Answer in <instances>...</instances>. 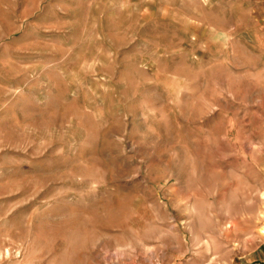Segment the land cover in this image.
I'll list each match as a JSON object with an SVG mask.
<instances>
[{
  "label": "rangeland",
  "instance_id": "rangeland-1",
  "mask_svg": "<svg viewBox=\"0 0 264 264\" xmlns=\"http://www.w3.org/2000/svg\"><path fill=\"white\" fill-rule=\"evenodd\" d=\"M264 0H0V264H264Z\"/></svg>",
  "mask_w": 264,
  "mask_h": 264
},
{
  "label": "bare ground",
  "instance_id": "bare-ground-1",
  "mask_svg": "<svg viewBox=\"0 0 264 264\" xmlns=\"http://www.w3.org/2000/svg\"><path fill=\"white\" fill-rule=\"evenodd\" d=\"M263 220H264V215H263ZM260 234L264 236V227L261 228Z\"/></svg>",
  "mask_w": 264,
  "mask_h": 264
}]
</instances>
